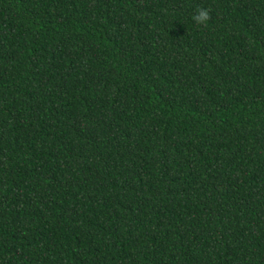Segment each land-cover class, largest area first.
Segmentation results:
<instances>
[{
  "label": "trees",
  "instance_id": "1",
  "mask_svg": "<svg viewBox=\"0 0 264 264\" xmlns=\"http://www.w3.org/2000/svg\"><path fill=\"white\" fill-rule=\"evenodd\" d=\"M0 264H264V0H0Z\"/></svg>",
  "mask_w": 264,
  "mask_h": 264
},
{
  "label": "clouds",
  "instance_id": "2",
  "mask_svg": "<svg viewBox=\"0 0 264 264\" xmlns=\"http://www.w3.org/2000/svg\"><path fill=\"white\" fill-rule=\"evenodd\" d=\"M210 19V13L208 9H198L197 12L192 16V20L196 24L204 25Z\"/></svg>",
  "mask_w": 264,
  "mask_h": 264
}]
</instances>
